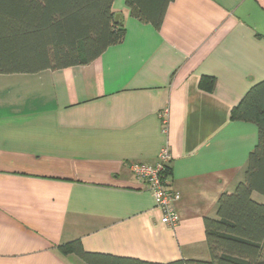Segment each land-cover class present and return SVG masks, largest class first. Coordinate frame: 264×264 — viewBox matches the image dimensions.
I'll return each instance as SVG.
<instances>
[{"label": "crops", "instance_id": "crops-1", "mask_svg": "<svg viewBox=\"0 0 264 264\" xmlns=\"http://www.w3.org/2000/svg\"><path fill=\"white\" fill-rule=\"evenodd\" d=\"M117 1L124 38L93 61L0 74V264H86L57 248L73 240L143 263L209 259L204 218L257 141L230 114L264 80V0H173L159 27ZM164 146L174 225L129 168Z\"/></svg>", "mask_w": 264, "mask_h": 264}, {"label": "trees", "instance_id": "trees-1", "mask_svg": "<svg viewBox=\"0 0 264 264\" xmlns=\"http://www.w3.org/2000/svg\"><path fill=\"white\" fill-rule=\"evenodd\" d=\"M139 21L159 27L173 0H124ZM113 0H0V74L36 73L85 65L121 42L125 28L114 21ZM214 79L200 86L211 90ZM206 85V86H205ZM230 118L255 123L257 141L243 177L223 192L215 216L204 218L208 260L143 263L128 257L85 251L79 240L57 248L86 264H264V80L252 85ZM170 169L166 171L168 176Z\"/></svg>", "mask_w": 264, "mask_h": 264}, {"label": "built area", "instance_id": "built-area-1", "mask_svg": "<svg viewBox=\"0 0 264 264\" xmlns=\"http://www.w3.org/2000/svg\"><path fill=\"white\" fill-rule=\"evenodd\" d=\"M168 109L163 108L159 117L165 125L167 122ZM171 155L167 146L160 149L154 163L132 162L129 166L131 172L141 179L151 192L154 203L162 211L161 222L174 225L178 215L173 208V202L179 195L167 188V175Z\"/></svg>", "mask_w": 264, "mask_h": 264}, {"label": "rangeland", "instance_id": "rangeland-1", "mask_svg": "<svg viewBox=\"0 0 264 264\" xmlns=\"http://www.w3.org/2000/svg\"><path fill=\"white\" fill-rule=\"evenodd\" d=\"M122 5H123V3L120 4V3H119V0L116 2V6H117L118 8L121 7ZM261 197H262V196L259 195V196H258L259 199H257V200H260Z\"/></svg>", "mask_w": 264, "mask_h": 264}, {"label": "water", "instance_id": "water-1", "mask_svg": "<svg viewBox=\"0 0 264 264\" xmlns=\"http://www.w3.org/2000/svg\"><path fill=\"white\" fill-rule=\"evenodd\" d=\"M117 20H118V14L116 13L114 14V21L117 22Z\"/></svg>", "mask_w": 264, "mask_h": 264}]
</instances>
